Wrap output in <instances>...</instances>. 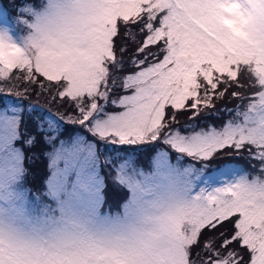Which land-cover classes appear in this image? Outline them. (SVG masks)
I'll return each instance as SVG.
<instances>
[{"label": "snow or ice", "instance_id": "6c2138e0", "mask_svg": "<svg viewBox=\"0 0 264 264\" xmlns=\"http://www.w3.org/2000/svg\"><path fill=\"white\" fill-rule=\"evenodd\" d=\"M9 7L18 15L15 30L0 20V101L37 102L26 121L35 150L42 152L38 129L55 108L99 140L141 145L145 156L164 146L194 164L187 179L161 191L129 179L138 206L107 228L73 223L45 233L0 215V264H264V50L243 49L216 29L213 9L234 7L0 4ZM229 100L238 102L235 115L208 123Z\"/></svg>", "mask_w": 264, "mask_h": 264}, {"label": "rangeland", "instance_id": "374dc122", "mask_svg": "<svg viewBox=\"0 0 264 264\" xmlns=\"http://www.w3.org/2000/svg\"><path fill=\"white\" fill-rule=\"evenodd\" d=\"M3 3L11 6L14 0H0ZM225 4L234 11L214 8V13H219L213 20L216 29L233 36L243 49L255 46L264 50V0H225ZM9 13L12 23L4 25L15 30V8L0 10V20L8 22ZM253 23L259 25L258 36L248 30ZM4 91L0 89V94ZM227 102L233 106L219 105L221 113L208 123L219 126L235 115L232 109L238 102ZM36 106L37 102L17 99L16 95L0 101V215L14 219L27 230L47 233L73 223L96 230L125 222L138 206L129 179L151 193L191 174L194 162L187 157L164 146L145 156L136 151L141 145L115 147L106 141L97 142L86 131L87 125L69 121L67 117L72 114L64 115V109L55 115V108L38 129L44 133L42 152L32 149L29 157L24 148L35 142V133L26 121ZM26 156L48 166L39 175L44 183L40 189L34 188L39 178L27 174Z\"/></svg>", "mask_w": 264, "mask_h": 264}, {"label": "trees", "instance_id": "16d2710c", "mask_svg": "<svg viewBox=\"0 0 264 264\" xmlns=\"http://www.w3.org/2000/svg\"><path fill=\"white\" fill-rule=\"evenodd\" d=\"M219 106V105H218ZM225 106H233L231 103H229V102H226L225 103ZM90 136V135H89ZM92 139H94L95 141H97V142H100L99 140H97V139H95V138H93L92 136H90ZM22 144V143H21ZM34 145H35V142H33V144L30 146V147H26V148H24V151H25V153L27 154V156H29L30 157V151L33 149L34 151H36L35 150V148H34ZM119 147V145H115V147ZM26 156V162H25V165H26V170H27V174L29 175V176H36V177H38L39 178V181L37 182V184L38 185H35L34 186V188L35 189H40V186L39 185H41V186H44V183H43V178H40L39 177V175H41V174H43V173H45L46 171H47V169H48V166H47V164H38V163H36V160H31L29 157H27ZM27 184H28V182H26Z\"/></svg>", "mask_w": 264, "mask_h": 264}, {"label": "clouds", "instance_id": "9594fccd", "mask_svg": "<svg viewBox=\"0 0 264 264\" xmlns=\"http://www.w3.org/2000/svg\"><path fill=\"white\" fill-rule=\"evenodd\" d=\"M258 28H259L258 23H253V24H250V25H249L248 30H249L253 35L258 36V35H259V33H258Z\"/></svg>", "mask_w": 264, "mask_h": 264}, {"label": "bare ground", "instance_id": "6f19581e", "mask_svg": "<svg viewBox=\"0 0 264 264\" xmlns=\"http://www.w3.org/2000/svg\"><path fill=\"white\" fill-rule=\"evenodd\" d=\"M3 22V21H2ZM4 24L8 23L7 21L3 22Z\"/></svg>", "mask_w": 264, "mask_h": 264}]
</instances>
